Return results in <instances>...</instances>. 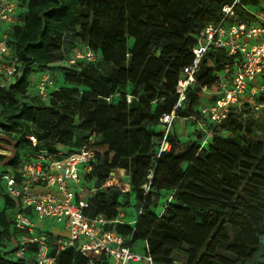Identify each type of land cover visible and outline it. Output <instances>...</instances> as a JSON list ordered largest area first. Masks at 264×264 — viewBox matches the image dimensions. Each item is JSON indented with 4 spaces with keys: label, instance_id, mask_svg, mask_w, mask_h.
<instances>
[{
    "label": "trees",
    "instance_id": "obj_1",
    "mask_svg": "<svg viewBox=\"0 0 264 264\" xmlns=\"http://www.w3.org/2000/svg\"><path fill=\"white\" fill-rule=\"evenodd\" d=\"M225 5H233V15L225 20L229 25H250L264 13V0H20L11 35L26 69L15 83L0 86L5 136L0 142L12 143L14 149L11 158L0 153V170L17 169L28 152L57 151L51 143L67 152L86 148L93 152L91 171L82 176L85 189L76 201L89 202L86 216L111 221L125 245L136 249L143 243L154 264H264L259 261L264 245V107L258 116L249 104L232 107L205 146L199 130L197 141L186 145L171 131L169 149L161 152L164 133L155 129L178 104L177 85L195 59L197 36L221 22ZM68 33L71 45H87L110 72L79 60L80 69H70L64 80L85 91L62 87L51 93L49 103L23 104L28 68L64 60ZM235 58L215 47L202 56L197 84L177 107L178 118L193 119L202 106L215 102L217 74ZM203 88L212 93L206 99ZM256 100L264 103V90ZM118 170L128 176L130 191L102 187ZM130 192L140 203L134 223L120 219L131 204ZM163 194L169 200L156 213ZM2 197L0 264H37L32 253L19 258L6 249L17 241V203ZM176 253L184 263L175 260ZM56 261L89 264L72 249L59 252Z\"/></svg>",
    "mask_w": 264,
    "mask_h": 264
},
{
    "label": "built area",
    "instance_id": "obj_2",
    "mask_svg": "<svg viewBox=\"0 0 264 264\" xmlns=\"http://www.w3.org/2000/svg\"><path fill=\"white\" fill-rule=\"evenodd\" d=\"M19 2L0 0L1 87L15 83L26 69L15 55L11 35L13 24L19 21ZM223 12L225 15L221 22L209 24L197 36L195 59L184 68L177 85L178 104L175 110L160 118L164 133L161 152L169 149L166 137L171 132L172 123L178 118L176 109L186 100L188 88L197 84L199 62L211 47L226 49L229 56L236 58L233 63L225 64L217 74L215 102L202 106L199 116L193 117L198 130L202 132L201 145L205 146L211 141L215 129L232 107L240 109L244 104H249L256 116L264 107V103L256 100L257 93L264 90V13L259 14L258 21L250 25H229L225 20L233 15V5H225ZM76 56L77 59L95 60L97 54L86 46L84 53L79 52ZM47 92L43 84L40 93L45 96ZM202 94L208 96L212 93L203 88ZM2 136L0 128V141ZM3 148L0 142V153L7 155ZM92 157L93 152L86 148L70 152L62 148L54 152L41 149L26 153L17 169L0 170V202L4 194L17 203L13 223L19 235L14 245L6 248L11 250V255L26 258L32 253L37 264H57L56 255L72 249L88 258L89 264H102L101 261L108 264H154L148 250L138 252L125 245L123 237L116 233L112 222L105 216H86L84 212L89 208L86 199L76 201L78 193L85 189L82 176L91 171ZM119 182L115 172L102 187L114 186ZM46 220L63 224L65 234L56 242L42 229L41 223Z\"/></svg>",
    "mask_w": 264,
    "mask_h": 264
},
{
    "label": "rangeland",
    "instance_id": "obj_3",
    "mask_svg": "<svg viewBox=\"0 0 264 264\" xmlns=\"http://www.w3.org/2000/svg\"><path fill=\"white\" fill-rule=\"evenodd\" d=\"M72 40H73V36L70 33H68L66 35L67 43L64 47V60L48 66L33 65L28 68L27 80L30 82V85L28 88V93L25 95V97L20 99V101L23 104L36 105L40 102L49 103L51 93L62 87H71L74 89L85 91L86 90L85 87L69 85L64 80L65 75L68 73V71H70V69H80L79 67L76 66V63L79 60L94 62L97 64L98 69L103 73L107 74L110 72V67L104 65L101 62L102 61L101 56L97 55L95 60H90L87 58L77 59L76 55L79 52L84 53L87 45L77 41L73 45H71ZM130 43H132L131 39H130ZM43 84H45L46 88L48 89V92L45 96H43L40 93L41 86ZM204 97L206 99V95ZM193 125L194 123L191 118H178L172 123L171 131L176 133L180 137V139H182L185 145L189 143H194L197 141L198 134H197V130L194 129ZM155 129L157 131H163L162 126L155 127ZM1 138H5V136H2ZM11 145L12 143L9 145V147L5 145L3 146L4 147L3 149L7 151V156H11L14 153V149ZM49 146L54 148L55 147L63 148L58 143H51ZM124 175L126 174L124 173L123 170L116 171V176L118 179H120L118 185L124 188L125 190L129 189L130 191L131 186L129 180L123 179ZM122 199L123 201H125L126 196H124ZM168 200H169L168 194H163L162 199L160 200L159 205L156 209V213H158L160 209L164 208V205L167 203ZM130 203L131 204L129 207H125L121 211L120 219H122L124 222L134 223V221L136 220L137 216L140 213V203L136 200V195L134 192L130 194ZM44 226L48 228L53 227L54 230L57 232L62 231L63 229L61 223L54 222L53 224H49V221L47 220L44 221ZM228 230L232 234V228L230 226L228 227ZM137 247L144 249L143 243H138ZM219 253L229 258L236 259L235 256L231 255L228 252L220 250ZM174 258L178 262H182V263L185 262V258L179 253H176L174 255ZM259 261L264 262V245L260 253Z\"/></svg>",
    "mask_w": 264,
    "mask_h": 264
},
{
    "label": "crops",
    "instance_id": "obj_4",
    "mask_svg": "<svg viewBox=\"0 0 264 264\" xmlns=\"http://www.w3.org/2000/svg\"><path fill=\"white\" fill-rule=\"evenodd\" d=\"M192 119V118H191ZM192 121H193V123H194V129L195 130H198V124L197 123H195V121L192 119ZM180 133V132H179ZM123 179H125V180H129V178H128V176L127 175H124L123 176ZM116 181V180H115ZM119 183H117V185H118ZM2 203V204H1ZM3 207V201L2 202H0V209ZM47 221H49V224H53L54 222H56V221H53V220H47ZM51 221V222H50ZM56 223H59V222H56ZM62 224V223H61ZM41 226H42V229L44 230V231H46L48 234H49V236H50V238H51V240L52 241H54V242H56L58 239H60L61 237H62V235L63 234H65V232L63 231V229H62V231H59V232H57V231H55L54 230V228L53 227H45L44 226V222H42L41 223ZM62 227H63V224H62ZM19 235V231H17V236ZM143 246L145 247V245L143 244ZM136 251H138V252H144L145 251V248L144 249H142V248H139V247H136V249H135Z\"/></svg>",
    "mask_w": 264,
    "mask_h": 264
}]
</instances>
